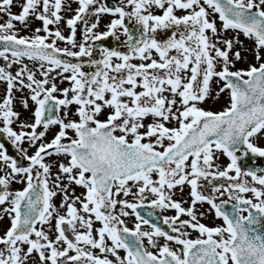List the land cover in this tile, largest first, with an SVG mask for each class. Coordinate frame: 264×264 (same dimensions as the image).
<instances>
[{
  "label": "snow or ice",
  "instance_id": "6c2138e0",
  "mask_svg": "<svg viewBox=\"0 0 264 264\" xmlns=\"http://www.w3.org/2000/svg\"><path fill=\"white\" fill-rule=\"evenodd\" d=\"M75 2L65 36L49 27L70 10L65 0H23L18 14L11 11L14 0H0V59L6 62L0 66L6 84L0 134L19 153L10 156L0 143V220L10 219L0 235V264H264V174H258L264 170L241 165L250 155L264 158L258 143L264 140V0H120L114 7L101 0ZM104 14L117 18L107 31H94ZM91 16L96 22L89 25ZM30 17L42 27L22 36L16 22L27 29ZM126 20L140 26L138 37ZM78 23L84 25L79 43ZM166 30L171 32L164 41L154 35ZM118 31L127 38V51L102 47L100 58H93L89 41L119 40ZM228 31L235 35L223 36ZM245 51L255 63L236 68ZM65 57H88L94 70ZM13 65H20L14 74ZM57 78L69 87L61 89ZM25 89L37 107L34 121L21 122L16 131L12 125L20 114L13 110V92ZM225 93L222 110L201 106ZM22 105L27 109L28 100ZM52 126L59 131L45 142ZM218 154L230 160L222 170ZM53 156L65 162H45ZM221 179L227 184L213 183ZM201 180L211 185L210 194ZM13 182L26 186L11 191ZM73 185L85 190L81 196ZM185 185L191 189L187 208V201L173 199ZM58 192L66 214L53 203ZM149 194L154 199L148 208L175 211L163 218L168 230L137 211ZM204 203L222 225L201 222L205 214L196 205ZM130 214L137 221L133 229L122 219ZM96 222L100 227L94 228Z\"/></svg>",
  "mask_w": 264,
  "mask_h": 264
},
{
  "label": "rangeland",
  "instance_id": "374dc122",
  "mask_svg": "<svg viewBox=\"0 0 264 264\" xmlns=\"http://www.w3.org/2000/svg\"><path fill=\"white\" fill-rule=\"evenodd\" d=\"M113 2L116 3V5L118 6L119 5V2L120 0H112ZM102 2V0H101ZM19 3H23V0H14V5L13 7L11 8V11L13 13H19L21 11L20 7L17 6ZM68 4H70V10H64L61 12V15L64 17V19H62L59 23V25H50V29H52L53 31L59 27V29L61 30V32L67 36L70 34V30L67 28V25H66V21L67 19L71 18L72 16L75 15V10L76 8L78 7V5L76 4L75 0H65V6H66V9H67V6ZM178 15L182 14V13H177ZM117 17H113L111 15H107V14H104L100 17L99 19V25H98V28L95 29L94 31L96 32H105L108 30L107 28V25L110 23V21L112 19H115ZM215 20H216V24H217V28L220 29L221 28V22L219 21V18L218 16H215L213 17ZM6 19V17H5ZM87 20H88V24L90 25L91 23H94L96 22V17L94 16H91V17H87ZM29 21H30V27L27 28V29H24L18 22H16V26L17 28L20 30V35L22 36H32L33 35V31L35 28H38V27H42V22L41 21H38V20H35L34 17H30L29 18ZM0 22H3V21H0ZM77 34H76V39L79 42H83V34H84V25L83 23H78L77 24ZM128 27L129 29L133 31V36H136L138 37L139 36V31H140V26L136 24V22L133 20V21H129V24H128ZM170 32L171 30H166V31H158L157 33H155L154 35H156V37L158 38V40L160 41H164L166 40L169 35H170ZM40 35H44V33H40ZM117 35L119 36V40H117L115 37H113L115 40H116V49L122 51V52H126L127 51V47L125 45V41H126V36H124L122 34V31H118ZM235 35V33H233L232 31H228L226 33H223V36L227 37V38H232L233 36ZM239 39L243 42V47L244 48H250L251 47V43L245 38L243 37V35H241L239 37ZM91 41H89L90 43ZM57 46L58 47H70L69 45L65 44L64 42H58L57 43ZM220 47H223V45H220ZM238 49L240 46H237ZM73 50H76V49H73ZM244 56H245V60L243 62H237L236 63V68H244V67H247V65L249 63H255V60L251 54V52L249 51H245L244 53ZM95 58V57H93ZM100 58V55H99V50H98V59ZM85 60V57L81 58L80 62H83ZM24 63L28 65L29 68H34V64L33 62L31 61H28L27 59L24 60ZM133 63H140V61L138 60H135L133 61ZM6 64V62L3 60V59H0V66H4ZM85 68L83 69L84 71H87V72H91L93 71L94 69L92 68H89L87 67V64H85ZM20 65H13L12 69H10V71L13 72V74L15 73V71H17L19 69ZM37 78H39V76H37ZM57 84L58 86L62 89V88H67L69 87V84L67 81H64V82H61L59 78H57ZM212 87L214 89L217 88V85L215 83H213ZM5 93H6V84H4L3 82H0V102L3 101V99L5 98ZM59 95V94H57ZM13 96L15 97L14 100H13V110L17 113L20 114V118L18 121H16L15 124L12 125L13 129L16 130V131H20L21 129L19 128V124L21 122H27V123H32L34 121V118H33V112L35 111V108L37 107L33 101H31V99L29 98L30 97V92L29 90L25 89L23 92H19V91H15L13 92ZM24 99H27L28 100V108H24L23 105H22V101ZM226 102H227V94H221L218 98L216 97H213V99L209 100L208 102H206L205 104L201 105L202 107L206 108V109H211L213 111H218V110H222L223 107L226 105ZM72 111L73 113L75 112V106H73L72 108ZM64 112V109H61L60 111V114H63ZM70 118H76L74 115ZM105 117L102 116L101 119H104ZM147 122H150V121H146ZM3 125L0 124V127H2ZM44 129L41 127V128H38L37 131H43ZM59 131V128L58 126H52L48 132H47V139L45 137V142H50L51 139L54 137V135ZM69 135H73L74 137V134L73 133H69ZM11 143V142H10ZM258 143L260 144L261 147H264V140H261V141H258ZM14 147V151H15V154L16 156L14 158H18L19 157V153L17 152L15 146ZM24 147H28V144L25 143ZM35 151V149H29V154H33ZM219 158L218 160L216 161V163L220 166L221 170L223 168H225L229 163H230V160L224 156L223 154H218ZM60 160V162H65L64 161V158H58V157H46L45 159V162L46 163H50V164H53L55 165L56 161L57 160ZM24 163H27V162H24ZM0 167H3L2 164H0ZM56 172V168L53 167V173ZM3 173H0V175H2ZM258 174H264V173H258ZM230 175H234V173H230ZM154 179H157V177H153ZM249 181H251V178L248 177L247 178ZM201 184L204 185V188L202 189V191L204 192L205 195H208L211 193L212 189H211V185H209L207 182L201 180L200 181ZM214 184H227V181L221 179V180H217V181H213ZM26 185L24 183H17V182H13L11 185H10V190L11 191H19V190H23V188L25 187ZM50 187L52 186L51 183L49 185ZM73 188L75 189V194L76 196H81V194L85 191L83 188H80V187H77L75 185H73ZM175 195L173 197V199L177 200V201H181V202H184V201H187V203H184L183 206L184 207H189L190 204H191V195H190V192H191V189H190V186L188 185H185L183 187V191H181L179 188L175 189ZM120 198H124V197H120ZM227 197H223L222 199H226ZM126 199H128L130 202L134 201L135 198L134 197H127ZM154 199L153 196H151L149 194L148 196V199L146 201H144V204H149L151 202V200ZM62 202V194L58 192V194L53 198V203L55 204V206L57 207V209L60 211L61 214H66V210L64 208H60V204ZM219 202V201H217ZM77 207H79V205H77ZM197 209H198V212H202L204 213L205 215L203 216V218H201V222L210 226V227H215V226H219V225H222L223 221L220 220V219H217L215 217V214L213 211H210V206L206 203L204 204H197L196 205ZM130 213H131V210L129 209L128 210ZM160 211V214L161 216L164 218L166 216L168 217H171V216H174L176 215L175 211L174 210H171V209H167V210H159ZM122 219L125 220V223L127 225V227H129L130 229H133L134 228V225L135 223L137 222L136 221V218L134 215L130 214L128 217H122ZM182 219H188V217H182ZM10 227V219L7 217V216H4V218L2 220H0V235H3L4 231ZM39 228V225L37 226ZM45 227V230L47 231L48 230V226H44ZM100 227V223L99 222H96V224H94V228H98ZM143 230H150L149 228L143 226ZM191 231V230H189ZM55 234V229L53 228L52 229V232L50 233V235H54ZM198 236V233L196 232H191V236L190 238L192 239H195L197 238ZM160 243H163V240L160 241ZM145 244V247H148L149 250L151 251H156L155 249H151L150 246L148 245L147 243V240H145L144 242ZM172 247H176L175 245H172ZM120 255L123 257L125 255L124 251L123 250H120ZM111 258V257H110Z\"/></svg>",
  "mask_w": 264,
  "mask_h": 264
},
{
  "label": "water",
  "instance_id": "95a60500",
  "mask_svg": "<svg viewBox=\"0 0 264 264\" xmlns=\"http://www.w3.org/2000/svg\"><path fill=\"white\" fill-rule=\"evenodd\" d=\"M103 3H106L107 5L114 7V4L111 3V2H109V0H103ZM125 23H126V26H127V24H128L127 20H126ZM91 44L94 45V53L96 52V50L99 47L114 49V42L112 41V39L110 41V45L109 46H105L104 43H103V40L102 41H94ZM0 48H2V46H0ZM65 59H70V60H72V62H76V60H74L73 58H67V57H65ZM0 143H3L5 145V148H6L8 154L10 156H13L14 155L13 149H12L11 145L9 144V142L5 138V134H0ZM241 165H242V168L245 169V170H248V169H253V170L260 169V170H264V158L252 157L250 155L248 158L244 159L241 162ZM137 211H139L141 213V215L144 216V218L149 219L152 223H155L157 226H159V227H161V228H163L165 230H168L166 228V225L163 224V219L159 216L158 209H151V208H148L147 205H145L144 208H139V209H137ZM149 211H151L153 213V215L151 217H149L147 215V213Z\"/></svg>",
  "mask_w": 264,
  "mask_h": 264
},
{
  "label": "bare ground",
  "instance_id": "6f19581e",
  "mask_svg": "<svg viewBox=\"0 0 264 264\" xmlns=\"http://www.w3.org/2000/svg\"><path fill=\"white\" fill-rule=\"evenodd\" d=\"M46 139H47V137H46Z\"/></svg>",
  "mask_w": 264,
  "mask_h": 264
}]
</instances>
